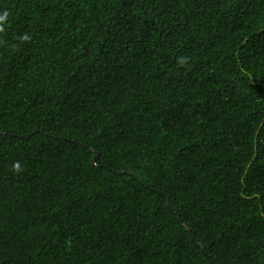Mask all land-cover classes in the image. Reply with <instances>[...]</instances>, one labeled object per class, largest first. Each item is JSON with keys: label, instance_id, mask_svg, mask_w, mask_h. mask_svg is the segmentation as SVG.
Segmentation results:
<instances>
[{"label": "trees", "instance_id": "obj_1", "mask_svg": "<svg viewBox=\"0 0 264 264\" xmlns=\"http://www.w3.org/2000/svg\"><path fill=\"white\" fill-rule=\"evenodd\" d=\"M0 264H264V0H0Z\"/></svg>", "mask_w": 264, "mask_h": 264}, {"label": "clouds", "instance_id": "obj_2", "mask_svg": "<svg viewBox=\"0 0 264 264\" xmlns=\"http://www.w3.org/2000/svg\"><path fill=\"white\" fill-rule=\"evenodd\" d=\"M25 135V134H24Z\"/></svg>", "mask_w": 264, "mask_h": 264}, {"label": "water", "instance_id": "obj_3", "mask_svg": "<svg viewBox=\"0 0 264 264\" xmlns=\"http://www.w3.org/2000/svg\"><path fill=\"white\" fill-rule=\"evenodd\" d=\"M26 136V135H25Z\"/></svg>", "mask_w": 264, "mask_h": 264}]
</instances>
